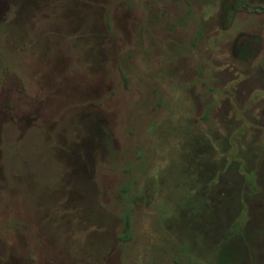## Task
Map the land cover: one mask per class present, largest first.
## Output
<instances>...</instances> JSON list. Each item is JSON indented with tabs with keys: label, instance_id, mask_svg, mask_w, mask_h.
Returning a JSON list of instances; mask_svg holds the SVG:
<instances>
[{
	"label": "rangeland",
	"instance_id": "374dc122",
	"mask_svg": "<svg viewBox=\"0 0 264 264\" xmlns=\"http://www.w3.org/2000/svg\"><path fill=\"white\" fill-rule=\"evenodd\" d=\"M235 235L264 264V0H0V264H218Z\"/></svg>",
	"mask_w": 264,
	"mask_h": 264
},
{
	"label": "trees",
	"instance_id": "16d2710c",
	"mask_svg": "<svg viewBox=\"0 0 264 264\" xmlns=\"http://www.w3.org/2000/svg\"><path fill=\"white\" fill-rule=\"evenodd\" d=\"M249 41H245L246 43H244L243 45H241L240 51L242 53H244L246 51V49H248L250 47V45L252 44L250 42V40H253L254 37L253 36H248ZM256 46H254V49H256L257 44H255ZM252 50L249 48V51ZM248 51V50H247ZM227 172H231L230 171V167L229 170ZM217 187V186H216ZM233 186L229 187L228 190H226V194H230L229 198L225 197V194L222 195L223 191L219 194H215L213 197V201L214 202V207H213V211L214 213H220L221 215H226V218H229L230 220L234 217L235 213L238 210V206H239V202H237L238 197L234 194L233 191ZM218 188V187H217ZM218 192V191H217ZM216 193V190H215ZM234 194V196L232 195ZM226 198V199H224ZM221 205V206H219ZM222 208V210H221ZM222 219V216H221ZM129 230V223L127 220H125V225L123 227V233L126 235L127 232ZM245 236H247V234L245 233ZM234 240H233V244L232 243H228V242H224L221 245L218 246L217 249V255H216V261L218 264H238V262H240L241 257H242V252H240V249L244 248V242L243 239L240 237V235H235L233 236ZM123 241H127V237L123 236L122 237Z\"/></svg>",
	"mask_w": 264,
	"mask_h": 264
}]
</instances>
